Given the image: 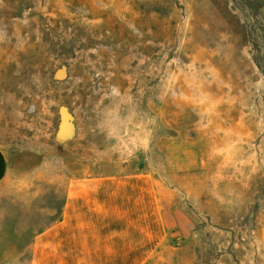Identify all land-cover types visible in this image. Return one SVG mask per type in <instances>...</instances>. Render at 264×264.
Segmentation results:
<instances>
[{
    "label": "rangeland",
    "instance_id": "obj_1",
    "mask_svg": "<svg viewBox=\"0 0 264 264\" xmlns=\"http://www.w3.org/2000/svg\"><path fill=\"white\" fill-rule=\"evenodd\" d=\"M76 127L147 133L185 264H264V0H0V138Z\"/></svg>",
    "mask_w": 264,
    "mask_h": 264
},
{
    "label": "crops",
    "instance_id": "obj_2",
    "mask_svg": "<svg viewBox=\"0 0 264 264\" xmlns=\"http://www.w3.org/2000/svg\"><path fill=\"white\" fill-rule=\"evenodd\" d=\"M56 141L0 138V264H185L146 132Z\"/></svg>",
    "mask_w": 264,
    "mask_h": 264
}]
</instances>
